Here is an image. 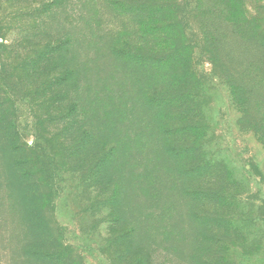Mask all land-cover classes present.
Wrapping results in <instances>:
<instances>
[{"label": "rangeland", "instance_id": "rangeland-1", "mask_svg": "<svg viewBox=\"0 0 264 264\" xmlns=\"http://www.w3.org/2000/svg\"><path fill=\"white\" fill-rule=\"evenodd\" d=\"M0 264H264V0H0Z\"/></svg>", "mask_w": 264, "mask_h": 264}]
</instances>
